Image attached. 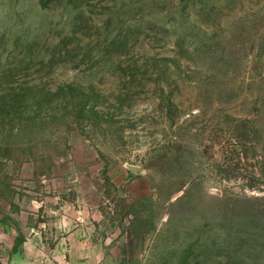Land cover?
I'll use <instances>...</instances> for the list:
<instances>
[{
  "label": "rangeland",
  "instance_id": "374dc122",
  "mask_svg": "<svg viewBox=\"0 0 264 264\" xmlns=\"http://www.w3.org/2000/svg\"><path fill=\"white\" fill-rule=\"evenodd\" d=\"M85 257L264 264V0H0V264Z\"/></svg>",
  "mask_w": 264,
  "mask_h": 264
},
{
  "label": "crops",
  "instance_id": "0c3cea01",
  "mask_svg": "<svg viewBox=\"0 0 264 264\" xmlns=\"http://www.w3.org/2000/svg\"><path fill=\"white\" fill-rule=\"evenodd\" d=\"M72 250V249H71ZM70 250V252H72ZM86 259L85 260H83V261H69V262H62L61 264H102V262H96V261H94V259H91V260H89L88 258L89 257H85Z\"/></svg>",
  "mask_w": 264,
  "mask_h": 264
}]
</instances>
